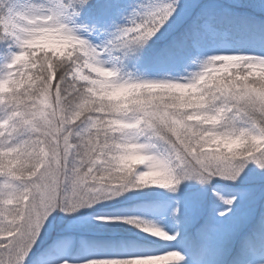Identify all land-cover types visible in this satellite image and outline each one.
Instances as JSON below:
<instances>
[{
	"label": "snow or ice",
	"instance_id": "6c2138e0",
	"mask_svg": "<svg viewBox=\"0 0 264 264\" xmlns=\"http://www.w3.org/2000/svg\"><path fill=\"white\" fill-rule=\"evenodd\" d=\"M0 264H264V0H0Z\"/></svg>",
	"mask_w": 264,
	"mask_h": 264
}]
</instances>
